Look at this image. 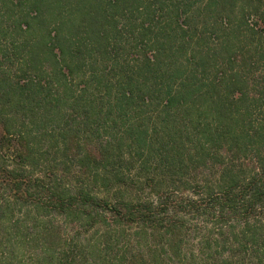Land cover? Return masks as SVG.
<instances>
[{"label":"trees","instance_id":"16d2710c","mask_svg":"<svg viewBox=\"0 0 264 264\" xmlns=\"http://www.w3.org/2000/svg\"><path fill=\"white\" fill-rule=\"evenodd\" d=\"M0 264H264V0H0Z\"/></svg>","mask_w":264,"mask_h":264},{"label":"rangeland","instance_id":"374dc122","mask_svg":"<svg viewBox=\"0 0 264 264\" xmlns=\"http://www.w3.org/2000/svg\"><path fill=\"white\" fill-rule=\"evenodd\" d=\"M214 34V33H213ZM214 35H217V32L215 31V34ZM217 36H214V41L210 44V45H212V46H215L216 45V43L219 41V38H216ZM216 41V42H215ZM262 64L263 63H260V65L259 64H256V67L257 68H260V67H262ZM155 109V108H154ZM256 113H257V110H256ZM147 115H143L144 116V119H145V117H147V119L149 120V121H153L154 119H155V112H153V113H149L148 111H147V113H146ZM257 115V114H256ZM255 116V115H254ZM97 118H98V121H99V129H100V134L99 135H103V133H105L104 132V130H103V113H101L99 116H96Z\"/></svg>","mask_w":264,"mask_h":264}]
</instances>
